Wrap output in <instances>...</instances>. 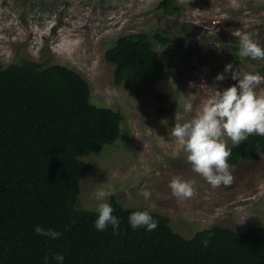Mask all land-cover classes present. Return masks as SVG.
I'll return each mask as SVG.
<instances>
[{"label": "rangeland", "instance_id": "1", "mask_svg": "<svg viewBox=\"0 0 264 264\" xmlns=\"http://www.w3.org/2000/svg\"><path fill=\"white\" fill-rule=\"evenodd\" d=\"M160 1L0 0V62L66 65L89 82L94 104L122 113L121 137L83 158L92 169L81 182L77 208L94 209L95 190L110 187L125 207L166 215L172 228L188 238L216 225L240 232L264 225V159L229 163L233 183L213 189L191 171L182 151L173 155L178 149L168 135L176 112L183 123L215 88L237 83L231 72L215 80L226 64L241 76L264 77V60L239 57L235 36L253 33L264 46V0H174L181 8L174 14L160 9ZM140 32L150 34L164 74L156 84H117L115 65L104 53L120 36ZM156 32L170 43L158 42ZM256 91L264 92V79ZM185 98L192 103L190 113L183 112ZM175 176L193 183L191 198L172 196L168 184ZM141 190L149 191L150 198L139 195Z\"/></svg>", "mask_w": 264, "mask_h": 264}, {"label": "trees", "instance_id": "2", "mask_svg": "<svg viewBox=\"0 0 264 264\" xmlns=\"http://www.w3.org/2000/svg\"><path fill=\"white\" fill-rule=\"evenodd\" d=\"M174 14V0L158 4ZM149 33L120 36L104 53L115 65V82L156 84L164 64ZM154 38L169 44L160 32ZM119 110L91 101V88L78 71L26 60L0 62V264H264V225L246 232L213 226L190 238L176 232L170 218L145 208L125 207L111 195L120 233L97 231L94 209L77 208L80 185L92 169L83 160L122 135ZM264 137L250 135L232 148L229 163L256 157ZM146 210L157 221L153 231L132 230L128 216ZM57 230L56 240L34 226Z\"/></svg>", "mask_w": 264, "mask_h": 264}, {"label": "clouds", "instance_id": "3", "mask_svg": "<svg viewBox=\"0 0 264 264\" xmlns=\"http://www.w3.org/2000/svg\"><path fill=\"white\" fill-rule=\"evenodd\" d=\"M235 36L238 38L239 57L264 60V46L253 38V33L236 32ZM227 72H231V79L237 83L222 91L215 88V93L202 103L198 113L183 123L179 122L182 119L181 114L176 112L174 126L168 132L178 149L173 155L182 151L191 171L201 176L213 189L228 187L233 183L234 177L228 162L232 148L238 147L250 135L264 137V92L256 91L257 85L264 77L258 73H246L241 76L229 63L225 65L224 72L216 75L215 80L223 81L226 78L224 73ZM182 107L184 113L192 112L189 99L185 98ZM255 151L260 159H264V148L257 145ZM168 187L178 201L194 195L193 183L180 176L173 177ZM112 194L110 187L97 188L93 193L96 202L94 227L97 231H105L110 227L113 235H119L120 219L113 215L114 209L108 200ZM139 195L149 199L151 193L141 190ZM244 221L236 224H242ZM128 224L134 231L144 228L150 232L158 227L157 221L146 210L132 211L128 216ZM34 232L51 240H56L61 235L57 230L45 229L40 225L34 226ZM54 259L56 264H64L63 253L56 254ZM44 264H48L47 256L44 257Z\"/></svg>", "mask_w": 264, "mask_h": 264}]
</instances>
